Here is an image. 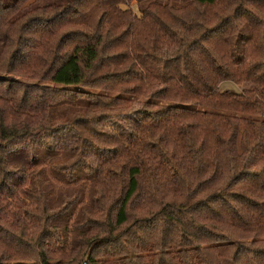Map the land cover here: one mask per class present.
<instances>
[{
	"label": "trees",
	"instance_id": "trees-1",
	"mask_svg": "<svg viewBox=\"0 0 264 264\" xmlns=\"http://www.w3.org/2000/svg\"><path fill=\"white\" fill-rule=\"evenodd\" d=\"M0 264H264V0H0Z\"/></svg>",
	"mask_w": 264,
	"mask_h": 264
},
{
	"label": "rangeland",
	"instance_id": "rangeland-1",
	"mask_svg": "<svg viewBox=\"0 0 264 264\" xmlns=\"http://www.w3.org/2000/svg\"><path fill=\"white\" fill-rule=\"evenodd\" d=\"M129 6L132 7L136 12H138L137 4H136L135 1H134V2H131V3L129 4ZM124 7H125V6H124ZM225 86L233 87V85H232L231 83H226Z\"/></svg>",
	"mask_w": 264,
	"mask_h": 264
}]
</instances>
